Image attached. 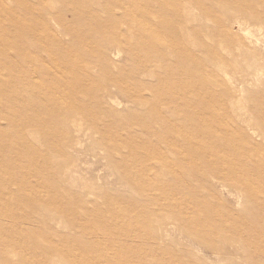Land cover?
I'll list each match as a JSON object with an SVG mask.
<instances>
[{
  "label": "rangeland",
  "instance_id": "rangeland-1",
  "mask_svg": "<svg viewBox=\"0 0 264 264\" xmlns=\"http://www.w3.org/2000/svg\"><path fill=\"white\" fill-rule=\"evenodd\" d=\"M0 264H264V0H0Z\"/></svg>",
  "mask_w": 264,
  "mask_h": 264
}]
</instances>
